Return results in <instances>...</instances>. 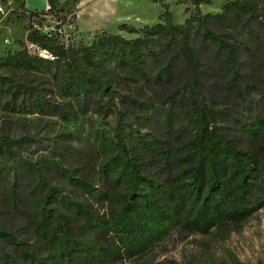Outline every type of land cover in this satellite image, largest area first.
<instances>
[{
	"label": "trees",
	"instance_id": "16d2710c",
	"mask_svg": "<svg viewBox=\"0 0 264 264\" xmlns=\"http://www.w3.org/2000/svg\"><path fill=\"white\" fill-rule=\"evenodd\" d=\"M76 1L46 0L38 10L15 0L14 14L3 22H20L25 33L12 40L17 47L0 51V110L64 112L42 88L17 75L45 76L52 87L48 92L54 89L82 110L103 97L110 103L115 91L109 73L119 72L158 91L167 107L161 112L163 126L156 133L135 130L125 141L116 110L111 135L90 131L86 136L96 142L87 141L85 158L75 154L66 166L52 161L60 177L52 183L41 166L20 159L16 140L1 134L0 154L24 169L11 178L0 171V199L6 201L0 208V264H147L145 258L172 234L184 240L236 227L262 207L264 103L235 115L193 99L205 76L227 93L245 92L252 53L264 46V0H222L218 10L205 12L199 4L210 0H175L190 7L182 22L172 20L166 0H152L161 6L156 21L139 27L118 23L132 37L101 28L86 43L74 40ZM32 19L50 28H36ZM236 28L244 31V40L221 37ZM259 62L264 67V55ZM174 108L185 125L173 123ZM219 118L229 125L218 124ZM156 264L178 263L163 258Z\"/></svg>",
	"mask_w": 264,
	"mask_h": 264
},
{
	"label": "rangeland",
	"instance_id": "374dc122",
	"mask_svg": "<svg viewBox=\"0 0 264 264\" xmlns=\"http://www.w3.org/2000/svg\"><path fill=\"white\" fill-rule=\"evenodd\" d=\"M71 1L59 0V3L69 4ZM166 1L172 20L182 22L183 18L188 15V10H186L190 8L188 3L177 4L175 0ZM221 2L222 0H210L209 4L199 5L202 12L216 11ZM24 3L28 9L39 10L46 7V0H24ZM72 8L77 16L74 40L79 38L84 43L88 42L91 35L101 28L113 33L119 32L124 37H132L135 34L119 30L118 23L124 22L135 27L149 24L157 20V15L161 10V6L152 0H77ZM262 12L264 14V4H262ZM91 14L94 20L85 24L86 18ZM35 21L38 26L42 25L41 21ZM12 27L11 32L13 33L10 35L12 40L23 39L25 32L21 23L14 22ZM6 36L9 38V33ZM221 37L231 42L245 39L244 31L240 28L225 31ZM5 46L17 47V44L9 41ZM252 54L247 70L249 74L245 80L249 86L246 87L245 92L241 93V97H238L237 93H227L226 89L218 84L219 82L209 84L212 77L205 76L201 79L200 86H196L197 90L193 100L228 113L233 111L235 115L240 112L245 114L248 110L252 111V106L255 104L262 105L264 103L262 83L264 67L257 65L260 64L261 55H264V46H257ZM106 69H111V65H106ZM109 74L112 75L111 87L115 91L110 103L106 104L105 97H103L95 105L91 103L84 106L82 110L78 108L76 102L60 96L54 89L48 92L46 89H50L51 85L46 82L45 76L38 73L17 75L18 79L27 84H36L42 88V93H45L46 97L64 112L62 115L37 112L9 114L0 110V136L5 134L16 140L18 145L14 149L20 159L41 166L42 172L52 183L59 182L60 179L53 168L52 161L66 166L74 161L75 154L85 158L86 155L84 156L82 151L87 141L96 142V139L86 136L90 134V131L105 132L111 135L116 122L115 111L118 109L121 111L120 125H122L125 141H127V134L133 135L135 130L141 133L160 132L163 126L161 112L167 107L161 101L160 96L156 97V94H159L158 91L149 90L139 81L124 77L122 73L110 72ZM181 79L182 75L176 72L174 81L180 84ZM179 92L190 101L186 89ZM128 98L146 101L151 105L145 108L138 103H132ZM172 114L174 124H186V119L181 118L180 110L174 108ZM216 122L229 125L221 118ZM226 130L229 131L228 128ZM89 159L93 161L92 158ZM18 169H24L19 161L5 153L0 154L1 173L11 178L13 171ZM93 206L100 212L104 210L95 204ZM5 207L6 201L0 199L1 210ZM163 258H173L178 264H264V205L236 227H227L222 230L212 229L205 235L189 234L184 240H179L172 234L145 259L147 264H156Z\"/></svg>",
	"mask_w": 264,
	"mask_h": 264
},
{
	"label": "built area",
	"instance_id": "2783aa9c",
	"mask_svg": "<svg viewBox=\"0 0 264 264\" xmlns=\"http://www.w3.org/2000/svg\"><path fill=\"white\" fill-rule=\"evenodd\" d=\"M15 0H0V16L2 18V20L4 21L5 19H7L8 17L12 16L15 12ZM31 25L39 28L43 31H48V29L50 28V26H46V25H39L37 24V22L35 21V19L31 20ZM42 27V28H41ZM7 38L4 37L2 39V41H6ZM10 41H12V39H10ZM28 47H30L32 49L33 45L28 44ZM38 53H43L45 54L44 50H38Z\"/></svg>",
	"mask_w": 264,
	"mask_h": 264
},
{
	"label": "crops",
	"instance_id": "0c3cea01",
	"mask_svg": "<svg viewBox=\"0 0 264 264\" xmlns=\"http://www.w3.org/2000/svg\"><path fill=\"white\" fill-rule=\"evenodd\" d=\"M24 5H25V3H24ZM26 6V5H25ZM75 13H76V11H75ZM77 17V16H76ZM75 20H76V18H75ZM91 20H94V16H93V14H91L90 16H88L87 18H86V20H85V24L86 23H88V22H90ZM75 24H76V22H75ZM14 25V23H12V24H5L4 22H3V20H2V18H1V16H0V51L2 50V49H4V48H7L6 46H5V44L7 43V42H9L10 41V39H12V37H10V35H11V33H13V32H11L12 31V26ZM7 33H9V38H7V36H6V34ZM4 37H6L7 38V40L4 42V41H2V39L4 38ZM11 48H14V47H11Z\"/></svg>",
	"mask_w": 264,
	"mask_h": 264
},
{
	"label": "bare ground",
	"instance_id": "6f19581e",
	"mask_svg": "<svg viewBox=\"0 0 264 264\" xmlns=\"http://www.w3.org/2000/svg\"><path fill=\"white\" fill-rule=\"evenodd\" d=\"M39 54L43 55V53H39ZM44 55H46V52H45V54H44ZM44 55H43V56H44ZM44 57H45V56H44Z\"/></svg>",
	"mask_w": 264,
	"mask_h": 264
}]
</instances>
